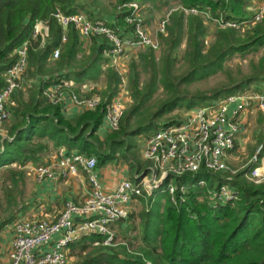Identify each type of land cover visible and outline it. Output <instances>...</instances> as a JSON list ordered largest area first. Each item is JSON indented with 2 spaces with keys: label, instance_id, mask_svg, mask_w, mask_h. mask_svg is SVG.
<instances>
[{
  "label": "trees",
  "instance_id": "trees-1",
  "mask_svg": "<svg viewBox=\"0 0 264 264\" xmlns=\"http://www.w3.org/2000/svg\"><path fill=\"white\" fill-rule=\"evenodd\" d=\"M130 1L133 0H116L115 5ZM136 1L145 8L149 7V11L157 7L156 0ZM165 1H174L183 7H197L201 11L209 9L212 17H221L224 21L238 23L249 17L245 10L249 0ZM56 7L65 14L83 13L90 19L105 21L96 15L89 0H0V88L5 84L2 74L16 62L15 50L24 42L27 44L24 78L53 74L46 79L41 76L38 84L31 85L27 102L17 100V106L13 107V113L21 119L9 127L11 139L2 138L0 133V169L15 160L37 164L39 153L46 145L33 138L47 136L54 145L63 144L69 150L94 155L97 167L121 158L136 171L145 165L137 151L136 137L171 122L173 118H165L167 114L210 104L252 83L264 84L258 82L257 75H264L263 55L255 76L232 80L209 90L185 88L222 71L226 61L236 53L264 48V12L257 23L242 33L235 27H216L213 40L205 49L204 36L208 29L205 16L189 14L184 27L183 13L175 11L166 24L168 36L165 41L168 44L160 64L151 48H143L137 58L131 59L128 83L126 81L131 103L124 109L118 129L101 140L96 131L107 105L120 90L122 75L114 67L105 66L103 50L106 42L103 38L91 37L88 53H81V38L76 29L69 26L66 40L62 42L63 30L52 15ZM125 14L116 12L113 18L119 25H125ZM38 21L48 25V36L43 43L33 36ZM183 37L185 48L179 60L176 51ZM57 47L60 48L59 57L50 60V53ZM177 62L179 66H176ZM71 67L72 70L64 72ZM177 67L182 70L176 72ZM140 70L149 74L146 80H143L144 74H139ZM59 74H66L65 80L71 79L79 84L97 82L103 77V90L98 94L101 101L97 107L83 111L75 119H67L61 113L60 104L45 102L43 91L61 79ZM262 79L264 81V77ZM259 89L255 86V90ZM154 96L158 102L155 106L151 103ZM262 117L264 122V114ZM175 118H179V114ZM261 133L262 136L256 138L257 144H264V127ZM250 150L252 155L254 148ZM244 171L236 173L231 181L238 189V198L215 208L209 206L207 200L198 199L200 194L207 197L205 188L190 187L188 199L178 206L166 193L153 194L147 198L149 206L139 212L141 237L137 247L132 241L105 246L98 234L82 235L69 245V254L76 258L70 264H264V181H249ZM2 176H7L9 183L3 188L0 186L4 190L0 212L8 211L5 219L0 221L1 226L25 208L23 203L16 201L23 194L24 173L6 169ZM198 177L209 179L208 186H212L216 179L214 174L200 172L196 177L184 176L180 182L194 183ZM141 200L145 202L143 197ZM126 221L129 223V218ZM96 241L99 243L95 244Z\"/></svg>",
  "mask_w": 264,
  "mask_h": 264
},
{
  "label": "built area",
  "instance_id": "built-area-1",
  "mask_svg": "<svg viewBox=\"0 0 264 264\" xmlns=\"http://www.w3.org/2000/svg\"><path fill=\"white\" fill-rule=\"evenodd\" d=\"M143 7L136 0L119 4L117 13L123 15L126 12L123 16L125 25H119L117 19L107 23L100 19H90L83 13L65 14L59 7L55 8L52 15L63 30L62 42L66 40L65 33L69 26L76 29L80 38H103L106 42L103 53L109 65L119 69L135 50H157L160 46L159 41L153 39L145 28L141 18ZM179 10L186 15L205 16L221 27H242L244 30L261 19L264 4L249 18L238 23L212 17L209 9L201 11L197 7L180 6ZM165 22L162 20L159 24L160 32H164ZM33 36L40 38L43 43L48 36L47 23L36 22ZM15 52L16 62L2 74L5 84L0 88V127L10 117L9 105L14 104V93L23 86L22 78L27 66L26 42ZM59 55L60 48H54L50 59L55 60ZM121 75L119 91L129 95L125 76ZM69 86L70 82L66 80L49 85L43 91L45 102L60 104ZM71 100L79 108L94 110L101 97L98 94L80 97L71 93ZM124 109L125 102L120 96H114L107 105L104 118L111 131L118 129ZM256 110L264 112V92L239 91L210 104L186 109L180 118H173L171 122L146 135L143 133L145 136L141 139L140 157L145 165L136 170L132 178L122 179L112 191L103 189L95 172L97 158L94 155L88 156L77 151L68 155L60 154L57 172L49 165L10 163L12 167L24 169L27 175H33L37 180H56L59 175H74L81 169L88 176L90 191L81 203L65 201L63 209L54 220L15 219L11 223L14 237L8 264H68L69 245L87 234H98L102 237L103 245L116 246L119 242L116 241L114 225L127 220L132 204L140 197L166 193L169 200L178 206L185 201L189 188L195 186L205 188L208 204L213 208L235 201L238 189L231 181L236 173L245 170V177L252 182L264 181L262 144L250 156L248 167L233 168L230 165L238 135L245 127L243 116ZM200 172L215 175L212 186H208L209 179L204 177H198L194 183L180 182L182 177H196Z\"/></svg>",
  "mask_w": 264,
  "mask_h": 264
},
{
  "label": "crops",
  "instance_id": "crops-1",
  "mask_svg": "<svg viewBox=\"0 0 264 264\" xmlns=\"http://www.w3.org/2000/svg\"><path fill=\"white\" fill-rule=\"evenodd\" d=\"M246 6L247 4L245 5V10L247 9ZM113 17H114V14L109 16L108 18L103 17V19L106 22H112L114 21ZM81 41H82V48L86 46L87 49H84V50L88 52L89 51L88 48L92 42L91 39L81 38ZM104 57L106 58L105 66H110L105 54H104ZM72 69H73L72 67L68 68V70L65 69L64 72L66 73L67 71H70ZM52 75L53 74H43V75H38L36 77H31V78H24L23 76L22 78L23 86H22V89L19 90V92L24 93V94L18 97L19 92H15L14 94L15 98L13 97L14 104L9 105L10 106L9 108L10 117L3 124L4 126L6 124L7 128H5L4 126H3V129L2 127L0 128V133L2 135V138L11 139L12 137L8 135V129L12 124L17 123L21 119L20 116L17 117L16 114L13 113L14 111L13 107L17 106V100L21 102H27L30 96L31 85L38 84L39 78L41 76H43L42 78L46 79ZM59 75H60L59 78H61L59 79V81L65 80L66 74H59ZM102 78L103 77H101V79L97 82L85 81L81 84L76 83L71 79L70 80L66 79V81L70 82V86L65 89L63 100L60 103V110L65 118L75 119L78 115H80L83 111H85V109L79 108L76 104L72 102L71 93H75L76 95L80 97H89L93 94L97 95L96 91L101 92L103 90L102 89L103 87ZM56 79H58V77ZM86 85H88L87 88H85ZM89 92H91V94L89 96H86L89 94ZM118 96L121 97V100L125 102V104L129 100V95H127L125 91H118V94L115 97H118ZM44 103H42V105ZM110 132L111 130L108 128L105 118L103 117L101 125L96 131V134L101 140H104ZM247 139H248V132H247V129L244 127L243 130H241L240 134L238 135L236 146L242 145V143H245ZM33 140L40 141L41 143L46 145L43 151L39 153V162L37 164L33 163L32 161H27L25 163H22L20 161L15 160L13 162H17L22 165L25 164V166L49 165L54 171L57 172L58 171L57 161H58L59 155L60 154H61L60 156L68 155L72 152L77 151L76 149L69 150L63 144L54 145L53 142L47 136H41L38 139L34 137ZM236 150H237V147L235 151ZM120 160L122 159L120 158L116 160L115 162L108 163L102 167L96 166L95 172L105 191H112L122 179L132 178V176L135 173V171L131 170L129 164L124 160L122 161L125 163V165L121 168H118V166H120ZM10 163L5 165L1 169L3 170L17 169V170H21L24 173L25 179L23 182V194L21 198L17 197L16 201L19 204L23 203L25 205V208L17 211L12 220L8 221L2 226L0 225V264H8L10 261L9 254L12 248V240L14 237V232L11 227V223L15 219L45 218L47 220H54L58 217L61 210L63 209V205L65 201L81 203L88 196L89 191H90L88 176L81 169H79L77 173L74 175L73 174H69L67 176L59 175L56 180H50L47 178L42 179V180H37L33 175H27L24 169L12 167ZM30 181L33 183L32 189L29 190L27 194L25 195L24 186L27 187ZM24 195L27 196V199H24ZM0 199L2 200V202L4 201V194L0 196ZM4 219H5V216L0 215V221ZM117 223L114 225V228L117 227ZM71 257L72 256L69 254V260L71 259Z\"/></svg>",
  "mask_w": 264,
  "mask_h": 264
},
{
  "label": "rangeland",
  "instance_id": "rangeland-1",
  "mask_svg": "<svg viewBox=\"0 0 264 264\" xmlns=\"http://www.w3.org/2000/svg\"><path fill=\"white\" fill-rule=\"evenodd\" d=\"M116 0H89V3L91 5V8H94V10L96 11V15H100L101 17H106L108 18L109 16L115 14L116 12H118V5H115ZM157 2V7L152 9L151 11H149V7L145 8V5L143 7L142 10V14H141V18L145 23V28L147 30V32L149 33V35L153 38V39H157L159 41V48L157 50H154V55H155V59L158 63V65L160 64V58L162 57L164 50H167V42L165 41V38H167V29H166V24L169 20L170 15L175 12L178 11L180 12L179 8L180 5H178L176 2L174 1H168V3H166L165 0H156ZM264 4V0H249L247 2V6H246V11H248V16L250 17L253 12H256V10L258 9V7L260 5ZM149 5V3H147V6ZM210 11V10H209ZM211 14V12H210ZM187 16L186 14H183V22H184V27H186V20H187ZM248 17V18H249ZM164 20L165 22V29L164 32H160L159 31V24L161 23V21ZM205 22L208 25V29L205 33L204 36V45H205V49H207L210 45V42L213 40V35L214 32L216 30V27H220V28H226V27H231V26H225V27H221L218 24H215L213 21L209 20L207 17H205ZM245 28V27H244ZM251 28V27H250ZM250 28H247L250 29ZM237 29L239 32H245V30H243L242 27L239 28H235ZM186 30V29H185ZM185 37H183L182 39V44L180 45V47L177 49L176 51V56L177 58L180 60L181 57V53L184 50L185 46ZM90 47V46H89ZM87 49L86 46L83 47L81 49V53L85 52L88 53L86 50ZM143 50V48L137 49L134 52H132V55L129 56V58L127 59V61L125 63H123L122 66L119 67L118 72L120 74H124L125 76V80L128 83V77L130 75L129 73V69H130V61L132 58H137V54L139 53V51ZM264 55V48H260L258 50H251L249 52H245V53H236L231 59L226 61V64L224 66V69L222 71H219L218 73H216L213 76H210L207 79H203L200 81H195L192 82L188 85L185 86V88H187L188 90L191 91H195V90H209V89H213L216 87H220L222 85H224V83L230 82L232 80H239V79H244L247 76H255L258 72H259V61L262 59ZM180 64L177 62L176 66H179ZM182 69L181 67H177L176 72H180ZM50 74V73H47ZM139 74H144L143 76V80H146L149 77V74H147L145 71L140 70ZM258 78H260L258 82H263V74H257ZM29 78V77H28ZM255 86H257L258 88H260L259 90H255ZM127 87V84H126ZM128 89V88H127ZM129 91V90H128ZM161 91V90H159ZM240 91H254V92H264V84L261 86L260 83L257 84L256 83H252L249 86H247L246 88L240 90ZM19 92V90L17 91ZM97 94H99L100 92L96 91ZM29 93V92H28ZM24 93L19 92V96H22ZM131 103V98L129 95V100L128 102H126L125 104V108L128 104ZM151 103L153 106L157 105V100L155 101V96L153 97V99L151 100ZM186 109H181L179 111L175 110L169 114H167L165 116V118H175V116H178L179 114V118L182 116V113L185 111ZM264 112L261 111H252L251 113L246 114L245 116H243L244 118V122H245V128L247 129L248 132V139L245 143H242V145H237V150L234 151L232 153V159L230 160V165L233 168H239V167H248V160L251 156V148L255 149L262 144L264 146V144L258 143L256 142V138H259L260 135L262 134L261 131L263 130L264 127V122H263V117L261 118V116H263ZM3 124H2V129H3ZM0 127V128H1ZM6 127V124L4 126ZM152 132V131H150ZM150 132L145 133L148 134ZM144 134H140L136 137V143L138 145L137 147V151L140 155V148H141V139L143 138ZM144 135V136H145ZM262 136V135H261ZM239 148V149H238ZM264 152V151H263ZM141 159V157H140ZM127 164V163H126ZM125 165V163L120 160V166H118V168H121ZM128 167V166H127ZM128 170V169H127ZM5 170L0 169V186L3 188L4 186L8 185V178L7 176L3 177V173ZM129 176V175H128ZM2 179L4 181H2ZM249 181H252L248 178H246ZM33 183L30 181V183L26 186H24L25 188V195L27 194V192L29 190L32 189ZM0 188V196L4 194V190ZM24 195V199H27V196ZM203 195H199L198 199L199 200H207V197H202ZM23 198V197H22ZM145 202H142L141 197L132 204L130 212H129V216L131 215L132 218H129V223L128 221H120L117 223V227L114 228L115 233H116V241L119 243H126V242H130L132 241L134 243V246L137 247V243L139 241V237H141V228H140V224H141V220L139 217V212L145 207L147 208L148 205V200L147 198H144ZM188 199V198H186ZM5 206V205H4ZM8 213L7 212H2L1 211V216H6ZM127 218V219H128ZM129 225L131 227H129ZM138 243V244H139ZM76 260V258L71 257V259L69 260V264L71 262H74Z\"/></svg>",
  "mask_w": 264,
  "mask_h": 264
}]
</instances>
